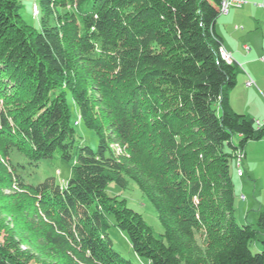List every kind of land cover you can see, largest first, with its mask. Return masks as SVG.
<instances>
[{
	"label": "trees",
	"instance_id": "obj_1",
	"mask_svg": "<svg viewBox=\"0 0 264 264\" xmlns=\"http://www.w3.org/2000/svg\"><path fill=\"white\" fill-rule=\"evenodd\" d=\"M37 2L41 30L21 0H0V264H140L114 246L109 214L147 264H264V209L237 222L230 172L264 124L231 104L241 68L221 55L222 0ZM14 150L36 163L59 152L71 176L28 183ZM129 180L161 236L107 192Z\"/></svg>",
	"mask_w": 264,
	"mask_h": 264
},
{
	"label": "rangeland",
	"instance_id": "obj_2",
	"mask_svg": "<svg viewBox=\"0 0 264 264\" xmlns=\"http://www.w3.org/2000/svg\"><path fill=\"white\" fill-rule=\"evenodd\" d=\"M22 8L20 10L23 18L35 29L41 30V6L37 0H21ZM37 6L38 13L34 9ZM231 13L222 15L221 18L231 20L234 12H243L249 9L248 12L253 14L252 19H249L247 26L243 23L239 25L240 32H234L235 24L225 25L220 22V26L224 27L232 36L231 41L237 40V46L241 56V68L237 77V83L231 92L230 101L233 108L239 113L251 114L264 120V0H247L241 7H232ZM251 9V11H250ZM224 14V13H223ZM255 23H257L255 25ZM255 25V26H254ZM260 26V27H259ZM245 28V29H244ZM246 30V31H245ZM236 31V30H235ZM245 35L242 37L241 34ZM241 33V34H240ZM234 58V57H233ZM234 61V60H233ZM253 79L254 86H247L246 79ZM70 107L72 108L74 117L79 121L75 124L78 135L81 140L93 149L98 148L99 139L96 133L87 128L83 120L80 118L79 108L72 98L69 99ZM239 136H234L233 143L239 144ZM225 150H231L228 143L225 145ZM11 159L15 165L16 173L23 176L28 183L38 184L44 181L47 177H55L59 183H65L72 173L74 160H64L61 158L59 152L54 158L42 159L39 162H30L28 158L18 153L16 150L12 151ZM237 160L231 161L230 172L234 182L235 191V216L237 222L243 224L256 225L259 208L264 209V152L261 153V159L255 166V174L257 177L255 182L250 180L247 174L244 178L238 176V168L236 167ZM243 180V183H242ZM255 184V186H254ZM107 192L111 196H118L119 199H125L127 205L135 211L141 213L146 222L153 228L156 236H161L164 229L159 221L157 212L153 204L142 193L138 185L129 180L127 187H122L111 181L107 186ZM245 195V197H243ZM247 218V219H246ZM107 221L109 226L106 227L114 246L119 249L122 254L140 264H147L146 259L138 258L131 246L127 234L114 224L113 215H108ZM201 241V239L199 238ZM259 247V249L256 247ZM252 252L262 251V242L254 240L250 243Z\"/></svg>",
	"mask_w": 264,
	"mask_h": 264
},
{
	"label": "crops",
	"instance_id": "obj_3",
	"mask_svg": "<svg viewBox=\"0 0 264 264\" xmlns=\"http://www.w3.org/2000/svg\"><path fill=\"white\" fill-rule=\"evenodd\" d=\"M231 10L227 13H231ZM249 9L244 10V13L242 12H234L233 16H231V20H227L225 17L221 18V16L223 15H227L226 13L224 14H220L218 19L215 22V30L216 32L221 36L222 38V43H223V47L225 49H227L229 52L232 53L234 60L240 65L241 68V56L240 53L238 51V49H240V45L237 46V40L235 41H231L232 36L229 35L228 31L225 30V26L221 27L220 26V22H223L225 25H233L235 24V30H233L234 32H240L239 30V25L240 24H244L245 26H247V22L249 19H252V15L251 13L248 12ZM251 11V9H250ZM257 23H255L256 25ZM254 25V26H255ZM260 27V26H259ZM245 29V28H244ZM246 31V30H245ZM264 31V28H263ZM241 34V33H240ZM245 35L241 34V36L243 37ZM241 71L243 72L244 69L241 68ZM248 79V78H247ZM246 79V81H247ZM254 86V85H253ZM251 87V86H249ZM251 115V114H250ZM253 116V115H251ZM255 119H258L257 117L253 116ZM257 121V120H256ZM264 152V139H259V140H254L251 141L246 150H245V154H244V158H243V169H244V174L242 176L239 175V168H238V163H236V167L238 168V176L242 179L244 178L245 174L248 175V177L250 178V180H253L255 182L254 179H256L255 177V164L257 162H259V160L261 159V153ZM243 183V180H242ZM255 186V184H254ZM245 197V195H243ZM259 210H261V208H259L258 210H256V212H258ZM247 219V218H246ZM258 245H256L257 247ZM259 249V247H257Z\"/></svg>",
	"mask_w": 264,
	"mask_h": 264
},
{
	"label": "built area",
	"instance_id": "obj_4",
	"mask_svg": "<svg viewBox=\"0 0 264 264\" xmlns=\"http://www.w3.org/2000/svg\"><path fill=\"white\" fill-rule=\"evenodd\" d=\"M245 3H247V0H222L220 13L223 14V12L225 11H230L232 7H241ZM221 55L227 62L231 63L234 60L232 53L229 52L227 49H225L223 46L221 47ZM246 85L253 86L255 85V81L253 79L248 78L246 81ZM263 124H264V120L260 121L257 119V125L261 126ZM243 158H244V153L241 152V165L239 166L241 176L244 174Z\"/></svg>",
	"mask_w": 264,
	"mask_h": 264
},
{
	"label": "bare ground",
	"instance_id": "obj_5",
	"mask_svg": "<svg viewBox=\"0 0 264 264\" xmlns=\"http://www.w3.org/2000/svg\"><path fill=\"white\" fill-rule=\"evenodd\" d=\"M34 9L37 11V13H38V9H37V6L36 5H34ZM229 11H225V12H223V13H228ZM237 163H238V168H239V166L241 165V155H239L238 157H237ZM239 175L241 176V174H240V170H239Z\"/></svg>",
	"mask_w": 264,
	"mask_h": 264
}]
</instances>
